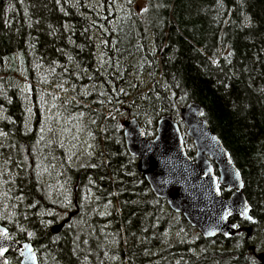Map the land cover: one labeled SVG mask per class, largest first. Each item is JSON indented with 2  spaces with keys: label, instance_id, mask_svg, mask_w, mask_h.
Wrapping results in <instances>:
<instances>
[{
  "label": "trees",
  "instance_id": "obj_1",
  "mask_svg": "<svg viewBox=\"0 0 264 264\" xmlns=\"http://www.w3.org/2000/svg\"><path fill=\"white\" fill-rule=\"evenodd\" d=\"M144 1L140 13L131 15L136 26H123L122 49L114 59L125 72H136L146 52L152 61L150 79L143 92L124 91L122 101L132 114H147L152 120L164 114L176 116L189 101L200 104L211 130L240 170L254 223L264 221V0ZM64 4V0H0V109L4 112L0 126L7 133L1 160L14 171L12 195L18 211L16 221L2 222L7 233L31 241L40 264H85L86 260V264H104L106 250L115 249L105 242V222L123 232L125 243L119 253L128 264H249L246 252L233 247L237 232L229 238L209 239L196 233L194 244L163 245L167 226L196 228L182 215L160 210L164 207L160 200L147 193L150 187L126 149L122 126L111 115L98 120L103 139L90 166H66L65 171L71 182L90 179L106 187L101 199L114 200L119 214L114 209L108 218L85 215L77 221L78 229L67 220L57 233L52 232L47 223L59 224L62 208L48 198L34 169L37 118L26 129L20 76L30 80L34 93L29 51L49 65L69 59L82 72L97 74L87 15L66 4L61 9ZM145 30L150 31L147 37ZM137 33L142 41L134 45ZM149 37L154 52L148 48ZM116 76L110 80L116 82ZM140 122L143 125L145 119ZM185 140L192 157L193 145L188 137ZM221 192L229 194L223 188ZM47 209L58 212L42 214ZM189 247L199 254L189 252ZM9 259L20 264L15 254L10 253Z\"/></svg>",
  "mask_w": 264,
  "mask_h": 264
},
{
  "label": "rangeland",
  "instance_id": "obj_2",
  "mask_svg": "<svg viewBox=\"0 0 264 264\" xmlns=\"http://www.w3.org/2000/svg\"><path fill=\"white\" fill-rule=\"evenodd\" d=\"M64 2L74 11L76 10L78 14L87 15V22L90 24V36L96 49L97 74L82 72V69L69 59L65 64L49 65L29 51L28 63L31 69V80L35 87L34 93L30 91V80L24 74H21L20 78L22 101L27 110L26 129H31L33 122L36 121L35 118H37L36 155L34 157V169L37 178L45 188L48 198L62 208L60 217L63 220L67 219L71 226L78 229L77 221L84 219L85 215L98 214L108 218L114 209L118 214L120 212L114 200L101 199V194L107 190L106 187L90 179L80 180L76 178L75 181L71 182L68 178V172L65 171L66 166L86 169L94 157L98 156V141L103 139L100 136V132L103 130L102 126L98 125L101 115L114 117L113 120H116V123L120 122L122 132L125 120L131 117H135L139 121L145 119L143 126L145 131L151 133L150 136L155 134L157 120H152L147 114H141V116L132 114L130 106L124 103L125 101H122L121 98L124 91H127L128 94V91L133 88L132 91L140 89L142 92L147 89L146 84L150 79L152 65L151 59L147 58V53L144 52L145 61L138 62L140 66L136 72H125V67L120 66L121 62L114 59L115 53L122 49L119 40L125 29L123 26H128L127 24L136 26L131 21V15L140 13L146 2L144 0H64ZM65 4L60 6L61 9H65ZM123 22L126 24L121 26L120 24ZM118 27L121 28H119V33ZM149 32V30H145L142 33H146L147 37ZM135 40L137 42L134 45L137 43L139 45V42L142 41V38H138V33L135 34ZM151 43L152 40L149 37L148 48L150 52H154L155 48ZM119 71H123V73L116 76L115 73ZM111 76H116L117 81L110 80ZM156 77L159 78L158 72H156ZM79 106L82 110L78 109ZM87 108L94 110H87ZM3 115L4 112L0 109V120ZM173 116L180 125L187 149L185 137L188 136L186 135V126L180 117V111L176 113V116ZM6 135L7 133L0 126L1 224L3 221L6 223L14 222L18 217L17 202L12 195L15 174L9 166L10 163L5 164L1 160L3 139L6 138ZM188 138L190 145H193V153H195L192 139ZM131 175L134 176L133 173ZM147 193L153 192L149 188ZM157 199L165 207L161 206L160 210L175 213L165 200ZM94 202H96L95 205ZM50 212L57 214L58 210L49 211L47 209L42 214ZM171 217L173 216L171 215ZM105 223L107 228L102 230L105 242H108L115 249L106 250L107 261L104 264H128L119 253L125 243L121 234L123 232L121 229H115L112 222ZM47 224L53 226L57 223L49 222ZM238 224L240 223L238 222ZM3 225L5 226V224ZM245 226H253L249 236L242 229ZM240 228L241 230L236 231L239 236L234 241L233 247L246 252L249 264H264V221L251 225L242 221ZM80 231L85 232L83 227ZM196 233H199L197 228L195 231L189 230L186 226H180L178 223L173 226L169 225L163 231V245L172 244L174 241L194 244L192 237ZM188 250L196 255L199 254L190 247ZM155 252L156 249L153 255ZM89 264L92 263L89 262Z\"/></svg>",
  "mask_w": 264,
  "mask_h": 264
},
{
  "label": "water",
  "instance_id": "obj_3",
  "mask_svg": "<svg viewBox=\"0 0 264 264\" xmlns=\"http://www.w3.org/2000/svg\"><path fill=\"white\" fill-rule=\"evenodd\" d=\"M180 117L195 147L193 158L186 152L179 124L172 114L157 119L151 138L145 135L137 118L125 120L126 149L135 157L137 170L142 172L150 190L165 200L172 211L181 214L204 238L217 235L229 238L241 230L232 217L253 221L240 170L211 130L200 104L187 102L180 108ZM221 188L230 194L223 195ZM66 221L52 226V232L57 233ZM242 229L249 236L253 227ZM7 232L0 223V250H3L0 264H15L9 253L17 255L20 264H40L31 241L13 239Z\"/></svg>",
  "mask_w": 264,
  "mask_h": 264
},
{
  "label": "snow or ice",
  "instance_id": "obj_4",
  "mask_svg": "<svg viewBox=\"0 0 264 264\" xmlns=\"http://www.w3.org/2000/svg\"><path fill=\"white\" fill-rule=\"evenodd\" d=\"M4 250H6V249H4ZM2 253H3V250H0V255H2Z\"/></svg>",
  "mask_w": 264,
  "mask_h": 264
},
{
  "label": "bare ground",
  "instance_id": "obj_5",
  "mask_svg": "<svg viewBox=\"0 0 264 264\" xmlns=\"http://www.w3.org/2000/svg\"><path fill=\"white\" fill-rule=\"evenodd\" d=\"M185 104H186V103H185ZM185 104H184V105H185ZM184 105H183V106H184ZM181 107H182V106H181ZM181 107H180V108H181Z\"/></svg>",
  "mask_w": 264,
  "mask_h": 264
},
{
  "label": "flooded vegetation",
  "instance_id": "obj_6",
  "mask_svg": "<svg viewBox=\"0 0 264 264\" xmlns=\"http://www.w3.org/2000/svg\"><path fill=\"white\" fill-rule=\"evenodd\" d=\"M242 223V222H241ZM241 226V224H239Z\"/></svg>",
  "mask_w": 264,
  "mask_h": 264
}]
</instances>
